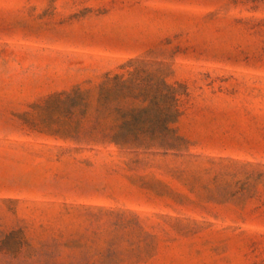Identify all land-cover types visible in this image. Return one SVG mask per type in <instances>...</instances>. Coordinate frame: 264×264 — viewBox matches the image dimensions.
I'll return each mask as SVG.
<instances>
[{"label":"rangeland","instance_id":"obj_1","mask_svg":"<svg viewBox=\"0 0 264 264\" xmlns=\"http://www.w3.org/2000/svg\"><path fill=\"white\" fill-rule=\"evenodd\" d=\"M0 264H264V0H0Z\"/></svg>","mask_w":264,"mask_h":264}]
</instances>
